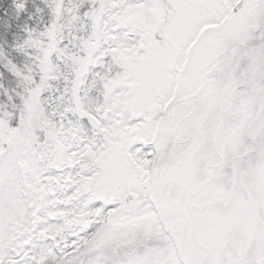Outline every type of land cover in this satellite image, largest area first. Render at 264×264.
Listing matches in <instances>:
<instances>
[{
  "label": "snow or ice",
  "instance_id": "obj_1",
  "mask_svg": "<svg viewBox=\"0 0 264 264\" xmlns=\"http://www.w3.org/2000/svg\"><path fill=\"white\" fill-rule=\"evenodd\" d=\"M0 264H264V0H0Z\"/></svg>",
  "mask_w": 264,
  "mask_h": 264
}]
</instances>
